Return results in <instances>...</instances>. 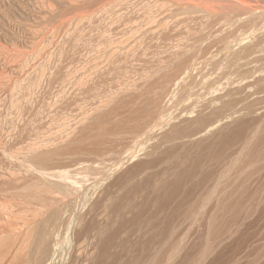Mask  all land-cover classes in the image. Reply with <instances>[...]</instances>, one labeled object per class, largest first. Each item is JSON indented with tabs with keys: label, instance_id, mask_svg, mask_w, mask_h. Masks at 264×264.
<instances>
[{
	"label": "rangeland",
	"instance_id": "1",
	"mask_svg": "<svg viewBox=\"0 0 264 264\" xmlns=\"http://www.w3.org/2000/svg\"><path fill=\"white\" fill-rule=\"evenodd\" d=\"M0 49L9 183L79 191L59 264H264V0H0Z\"/></svg>",
	"mask_w": 264,
	"mask_h": 264
},
{
	"label": "bare ground",
	"instance_id": "2",
	"mask_svg": "<svg viewBox=\"0 0 264 264\" xmlns=\"http://www.w3.org/2000/svg\"><path fill=\"white\" fill-rule=\"evenodd\" d=\"M11 46L14 47V45H11ZM227 46L229 47V45H227ZM253 46L249 45V47H253ZM247 47H248V45H247ZM6 48H9V47H6ZM253 48L255 49V47H253ZM9 49H8V51H9ZM240 50H241V48H240ZM240 50H239V52H242ZM250 50H252V48H250ZM0 51H1V49H0ZM245 51H246V49H245ZM254 51H256V50H254ZM2 52L3 51L0 52V55L2 54ZM10 52H12V50H10ZM13 52H14V48H13ZM15 52H17V50ZM253 52L250 51L249 53L252 54ZM6 54H7V52H6ZM8 54H12V53H8ZM8 54H7V57L9 56ZM15 54L13 53V55H15ZM19 54H21V53L19 52ZM231 55L232 54H230V56H229L230 59H231ZM239 55H241V53ZM239 55H236V57L239 56ZM15 56L13 58H15ZM233 56H235V55H232V58L234 59ZM249 56H251V55H249ZM10 57H11V55H10ZM10 57L8 59H10V61H11L12 58H10ZM18 57L20 59L21 56L19 55ZM18 57H17V61L19 60ZM244 57L243 56L240 57L239 60H243ZM0 59H1V56H0ZM233 59H231L232 61L228 59V61H230L232 63L233 62L235 63V61L238 62L237 60L234 61ZM3 62L4 61L1 60L0 63H3ZM18 62H20V61H18ZM230 62H228V63H230ZM6 64H7V62H6ZM17 64L19 65L20 63H17ZM1 66H2V64H1ZM1 66H0V68H2V67L5 68L4 65L2 67ZM7 66H6V69H8ZM19 66H23V65L21 64ZM19 66H16V67H19ZM2 70H4V69H2ZM10 70L11 71L15 70V68L14 69H10ZM18 70H21V67H19ZM22 71H23V69H22ZM6 73H7V71H6ZM10 74H9V76H10ZM4 75H6V74H4ZM4 75L0 71V78L2 76H4ZM9 76H8V78H5V79H7V82L9 81V79H11V78H9ZM4 77H6V76H4ZM11 77L14 79L13 76H11ZM1 79H3V77ZM5 81H3V82H5ZM8 85L9 84H7L6 87L3 86L5 88H3L1 86L2 87V88H0L1 96H2V94H6V92H8L7 91V89L9 88V87H7ZM11 85H12V83H11ZM11 85H9V86L11 87ZM12 87H13V85H12ZM9 91H11V90H9ZM230 92H232V91H230ZM227 94L231 95V93L229 94V92H227ZM6 95L5 96L3 95L2 97H6ZM222 97H225V96L223 95ZM222 97L220 98L221 102L224 101L225 98H226V97L225 98H222ZM233 97L235 98L236 96L234 95ZM227 98L229 99V97H227ZM222 99H224V100H222ZM235 100H237V99L235 98ZM238 100H239V98H238ZM238 100H237V104L239 105V101ZM227 102H224V103L227 104ZM224 103H222V104H224ZM234 103H235V101H234ZM224 106H227V105H224ZM221 108L223 109V106L222 107L220 106V109ZM227 108H229V107H225V110H227ZM222 109H221V111H222ZM229 111H230V109H229ZM229 111H228V113H229ZM236 112H238V111H236ZM232 113H233V111H232ZM224 115H225V113H223V116ZM225 116L228 117L227 120H229V115H225ZM231 117H233V115ZM210 130H208V131H210ZM261 131H260V133H261ZM1 132H2V130H1ZM177 132L179 133V132H182V131H180V129H179V131L176 130V133ZM258 134L259 133H257V135ZM252 135H255V134H252ZM261 135H260V139L261 138L264 139V136L261 137ZM221 139H222V142H223L224 141L223 138H221ZM224 139H226V138H224ZM263 139H261V140H263ZM2 140L3 139L1 138V135H0V188H1V185H2V187H4V189H5V190L0 189V192L3 191L2 193L5 194V195L1 194V196L2 195L5 196V199H6L5 201L7 202V205H9V207L8 206L7 207L10 208V209H9V211H7V207H5L6 202H2V200H3V196H2V200L0 199L1 200L0 201V264H59L60 260H61V258L59 257L60 251H61V254H62L61 248H62V246H64L63 243L66 242L67 234H68V232L70 230V229L67 228V225H66L67 222L65 223V216H66L65 212H67V211H65V209L67 207H69L68 202L70 201V199L73 196H74V198L78 196V192L79 191H78V188L76 186V183L70 181L68 179V177L65 174H63V172H61V171L60 172H57V171L55 172V171L52 170V168L49 169V167H47V166H49L47 164V162L48 161L50 162V159H51V157L49 158L50 154H49V156H47V154H45V157L47 156V158H49V159H46L47 160V162H46L45 161V157L43 155L44 153L42 154V152H45L44 150L40 151L41 154L32 153L30 150H27L28 151L27 154L22 155V157H20L21 155L19 156L20 160L17 158L20 163L17 160L16 161L25 168V169L23 168L24 169L23 170L24 173H26V171L29 172V178H30L29 179V183L21 185V186L15 185V184H13L11 182H10L11 183L10 184L9 181H10V179H12L15 176L14 175L15 172H12L14 176L12 175V173H10V170H9V172H7L5 170L7 168L6 167L4 168V164L6 162L8 163L9 159L12 158L11 155L13 153L10 155L9 154L10 152L9 153L7 152V150L5 148L6 146L4 147V145L2 143ZM255 142H254V144H255ZM258 142H260V141H258ZM262 142H264V140ZM250 143H251V138H250ZM221 146H222V144H221ZM28 148L29 147L27 146V149ZM23 152H25V149H24ZM47 153H48V151H47ZM263 153H264V151H263ZM18 154L16 156L15 155H13V156L18 157ZM258 154H260V153L258 152ZM261 155H263V154H260V156ZM260 156H257V157L260 158V159H261V157L264 158V155L261 156V157ZM14 160L15 159H13L12 162ZM231 163L233 165L234 161L233 162L231 161ZM46 164H47V166H46ZM234 164H236V162ZM26 176H27V174H26ZM5 181H8L7 184L5 183L6 185L4 184ZM207 195H209V194H206V196H205L206 199H208V197L210 198V196L207 197ZM74 198H72V200H74ZM39 199H41L42 204H38L37 203ZM75 199H77V198H75ZM203 199H205V198H203ZM31 200H33V201H31ZM205 200H204V202L207 201V200L206 201ZM18 202H19V204L22 202V203H24V205L25 204L28 205L29 203H31V204L33 203L35 207H33V208L32 207H30V208L27 207V208H24L21 211L20 210H16L17 211L16 212L14 209H15L16 204ZM71 203H72V201H71ZM224 209H226L225 206H224ZM191 211H193V213H195L194 210H191ZM186 213H187V211H186ZM188 214L190 215V212H188ZM190 216L193 217L192 215H190ZM212 217H213V215H212ZM208 221H209V219H208ZM208 224H209V222H208ZM212 225L209 226V229H210V227H211V229L214 228V226L212 227ZM168 229H169V227H168ZM173 230L174 229H172V231ZM169 231H171V229ZM208 231L211 232V230H208ZM172 234H173V232H172ZM172 234H170L168 236L165 233V235L168 237V240H169V238H170V236ZM209 234H211V233H209ZM165 235L163 237H165ZM164 239H163L164 240L163 243L166 241V238H164ZM163 243H162V245H164V246H162V247H165L166 246L165 245L166 242L164 244ZM167 243H168V241H167ZM169 244H171L170 241H169ZM172 245H174V244H171V246ZM201 252L202 251H200L199 255L201 254ZM204 254H205V252H203L200 255L201 259L205 258V256H202ZM59 258H60V260H59V263H58V259ZM155 259L156 258H154V260ZM255 259H257V258H255ZM155 261H157V259ZM257 262L259 263V261H257Z\"/></svg>",
	"mask_w": 264,
	"mask_h": 264
}]
</instances>
